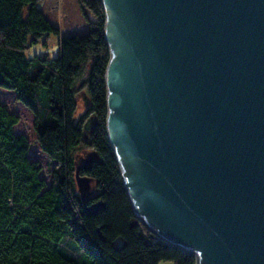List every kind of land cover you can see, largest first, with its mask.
<instances>
[{
  "label": "water",
  "instance_id": "95a60500",
  "mask_svg": "<svg viewBox=\"0 0 264 264\" xmlns=\"http://www.w3.org/2000/svg\"><path fill=\"white\" fill-rule=\"evenodd\" d=\"M101 3L107 138L135 217L195 264H264V0Z\"/></svg>",
  "mask_w": 264,
  "mask_h": 264
},
{
  "label": "trees",
  "instance_id": "16d2710c",
  "mask_svg": "<svg viewBox=\"0 0 264 264\" xmlns=\"http://www.w3.org/2000/svg\"><path fill=\"white\" fill-rule=\"evenodd\" d=\"M40 1L0 0V89L32 113L39 148L56 167L47 184L30 142L13 131L18 117L0 104V264H195L144 227L125 192L107 138L101 0H78L94 20L72 36L46 20ZM51 35L55 55L30 52ZM92 152L97 162L86 169ZM77 178L93 184L86 201Z\"/></svg>",
  "mask_w": 264,
  "mask_h": 264
},
{
  "label": "rangeland",
  "instance_id": "374dc122",
  "mask_svg": "<svg viewBox=\"0 0 264 264\" xmlns=\"http://www.w3.org/2000/svg\"><path fill=\"white\" fill-rule=\"evenodd\" d=\"M38 6L46 20L58 29L61 36L84 34L88 32L89 25L87 19L94 20L91 15H88L87 18L83 16L78 0H41ZM58 40L59 37L54 35L46 37L44 43L38 44L30 52H37L40 55L52 57L57 51ZM0 104L4 105L10 113L18 117L19 121L14 126L13 131L15 134L24 135L28 139L30 142L29 159L39 164L41 168L39 175L49 184L50 171L56 167V164L43 154L39 148L37 136L33 128L32 113L16 100L13 92L7 90L0 89ZM79 108L78 114L81 113L83 108L81 98L79 100ZM86 153L85 151H80L77 158L84 157ZM160 264L172 263L166 262Z\"/></svg>",
  "mask_w": 264,
  "mask_h": 264
}]
</instances>
